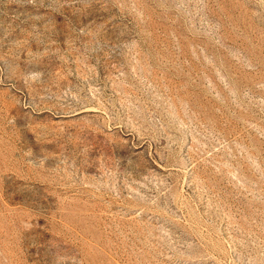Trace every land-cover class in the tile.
<instances>
[{"label": "rangeland", "instance_id": "obj_1", "mask_svg": "<svg viewBox=\"0 0 264 264\" xmlns=\"http://www.w3.org/2000/svg\"><path fill=\"white\" fill-rule=\"evenodd\" d=\"M0 264H264V0H0Z\"/></svg>", "mask_w": 264, "mask_h": 264}]
</instances>
